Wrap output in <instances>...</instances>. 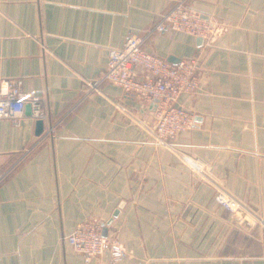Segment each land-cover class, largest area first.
Here are the masks:
<instances>
[{"label":"crops","instance_id":"0c3cea01","mask_svg":"<svg viewBox=\"0 0 264 264\" xmlns=\"http://www.w3.org/2000/svg\"><path fill=\"white\" fill-rule=\"evenodd\" d=\"M175 1L0 0V87L21 80L48 108L41 135L31 110L0 119V264H264V0H191L227 23L211 45L172 30L147 38L171 63L201 59L200 88L179 99L195 125L173 146L152 137V101L84 85ZM220 186L263 222H236ZM82 222L125 259L75 251L66 236Z\"/></svg>","mask_w":264,"mask_h":264},{"label":"built area","instance_id":"2783aa9c","mask_svg":"<svg viewBox=\"0 0 264 264\" xmlns=\"http://www.w3.org/2000/svg\"><path fill=\"white\" fill-rule=\"evenodd\" d=\"M226 26L227 23L217 16L195 8L191 0H176L144 34H130L122 47L109 48L105 72L97 80H87L84 85L90 92H99L102 83L110 82L120 86L128 95L152 102L156 99L152 137L159 145L173 146L180 133L195 125L194 114L184 108L179 99L182 94L195 92L200 88L201 59L191 57L171 63L148 51L144 44L153 33L172 30L202 37L207 45H211L225 31ZM137 67L144 69L147 75L139 77L136 73ZM28 104L32 107L35 119H42L44 122L47 120L48 108L44 98L29 95L23 89L21 80L2 82L0 119L22 117ZM184 158L197 171L203 172L200 162L188 155H184ZM215 200L240 224L249 220L263 222L262 217L245 202L221 186L216 190ZM66 240L87 261L106 250L109 251L111 260L116 263L127 256V251L120 242L105 237L101 226L92 222L78 224L66 236Z\"/></svg>","mask_w":264,"mask_h":264},{"label":"water","instance_id":"95a60500","mask_svg":"<svg viewBox=\"0 0 264 264\" xmlns=\"http://www.w3.org/2000/svg\"><path fill=\"white\" fill-rule=\"evenodd\" d=\"M198 38H199V40L201 42L204 41V39L202 37H198ZM156 101H157L156 99L153 101V107H154V109L156 108V104H157ZM26 110L27 111H29V110L32 111V107H31L30 104H28L26 106ZM44 128H45V122H44V120L38 119L37 122H36V133H37V135H41L43 133V131H44Z\"/></svg>","mask_w":264,"mask_h":264}]
</instances>
